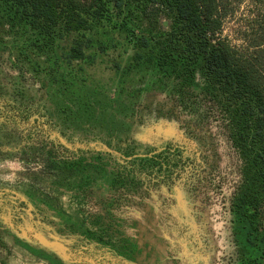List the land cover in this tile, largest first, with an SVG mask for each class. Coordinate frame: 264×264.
I'll use <instances>...</instances> for the list:
<instances>
[{
  "label": "trees",
  "instance_id": "1",
  "mask_svg": "<svg viewBox=\"0 0 264 264\" xmlns=\"http://www.w3.org/2000/svg\"><path fill=\"white\" fill-rule=\"evenodd\" d=\"M255 6L257 13L243 38L245 48L238 50L220 36L230 0H0V59L6 55L18 73L12 96L23 108L19 117L28 119L24 108L32 98L25 100L20 92L25 87L17 79L28 75L38 85L40 101L48 102L68 129L84 130L87 124L86 130L101 133L132 110V101L142 92L162 93L199 122L218 123L240 162L228 207L232 264H264V0H255ZM93 33H117L132 50L123 66L113 65L118 78L113 88L112 79L111 84H94L85 75L84 67H94L107 50ZM134 72L144 74L135 85H126ZM4 90L0 97L7 96ZM95 123L108 125L91 126ZM110 126L107 131L116 133ZM50 159L58 177L77 179L84 192L93 182L92 167L110 183L108 190L123 186L125 169L98 157ZM143 163L142 158L131 160V169ZM76 231L99 246L110 245L106 227L102 233L90 228L69 232ZM122 244L130 260L141 263L144 241L139 237ZM119 248L118 253L123 251ZM39 258L62 264L59 258Z\"/></svg>",
  "mask_w": 264,
  "mask_h": 264
},
{
  "label": "rangeland",
  "instance_id": "2",
  "mask_svg": "<svg viewBox=\"0 0 264 264\" xmlns=\"http://www.w3.org/2000/svg\"><path fill=\"white\" fill-rule=\"evenodd\" d=\"M230 7V13L222 21L220 36L234 48L244 50V34L251 24V18L257 13L255 0H230ZM161 22L164 27L167 26L165 19H162ZM92 36L94 40L104 42L107 50L105 53L99 54L94 67H84L85 75L88 79L94 80V84H111L108 82L112 79L111 87L113 88L118 78L115 76L112 67L115 63L123 66L132 54V50L123 40V37L117 33H113L108 37L99 33H93ZM91 50L99 53L95 48ZM143 74L144 72L132 73L126 79V85H135L138 82L137 79ZM12 76H16V73L10 66L6 55H3L0 59V81L4 83L11 82L8 80ZM17 82H21V87H25L24 89L32 94L33 90L37 87L28 75H25V79H17ZM152 100L149 108L153 111L156 110L157 115L153 113L145 115L147 122L145 121L144 125L141 126L139 132L136 134V139L144 144L161 145L167 137L155 132V127H165L168 123L175 130V128L180 129L182 126L184 127V124L178 118L179 115L177 113L171 112L168 106L160 102L161 99L156 98ZM1 110L0 218L2 222L0 224L10 229L13 233L16 232L17 228L21 229L23 234L26 233V236L30 233L29 230H32L39 239H43L42 242H45L48 249L61 254V256L67 250L65 261L69 264H121L119 260H121L122 256H125L129 260L131 258L129 249L123 248L125 246L122 244V240L120 241L118 238L112 236L114 235L113 233L110 235L107 232L110 237V245L102 247L97 242L80 234L81 232L76 231L73 234L69 232L78 228H90L93 231L102 233L101 230H103V227L105 228L103 223L107 225L106 227L110 231L115 232V228L113 227L115 218L112 222H107L108 220L106 219V201L109 197L103 194L73 196L78 184L77 179L67 181L61 176L58 177L54 174L55 172L51 173L49 171V168L52 169L51 157L60 160L65 156L69 157L72 155L76 152L77 148H81L76 137L70 142L66 141L68 148L65 150L62 146L65 139L59 137L61 135L57 128L48 125L45 116L36 115L29 118L28 121L17 123L12 120L11 116H5ZM206 130V133L187 135V137L191 138L193 142L192 146L194 145L198 152H202L201 155L205 154L202 157L203 159H207L209 154L212 159V165H216L215 170L225 172L227 175V186L222 198L219 196L218 201H212L213 195L208 197L209 195L204 194L205 200L209 202L206 205V211L203 208L202 212L210 219L211 223L210 226L207 225L206 227L210 237V246L213 249L211 252V264H232L235 249L231 244L229 236L230 214L228 213V207L231 194L239 181L238 166L240 162L236 153L229 147L228 142L223 137L218 123L212 124V128ZM215 134L220 137H217ZM205 137L209 140V153L204 147V143H206ZM145 146H141L140 149H144ZM49 149L53 150L50 154ZM213 158H216V161ZM204 162L206 166L210 162L209 158ZM203 170L196 163L193 168L183 171L175 181L179 183L181 189L187 192L193 188H198L200 193L203 189L205 190L204 192H208L204 187ZM143 179L144 189L141 188L139 193L145 194L148 191L161 195L164 190H167V195L170 198L169 202L166 205L162 203L163 205L161 206H164V208L171 212L174 211L176 200L172 197V188L176 186V183H173L172 180H166L168 183L161 182L152 175L144 176ZM153 187L156 189L155 191L151 189ZM146 202L148 201H144L145 207L148 206ZM39 203L47 206V210H38L40 209L37 206ZM57 216L64 218L66 222L69 221L75 226L66 225V222L65 224H60L64 225V227L59 224L55 226L54 221L52 222L51 219ZM91 222L96 225H92ZM13 223H15V226ZM14 227L15 229H13ZM34 228H36V231L33 230ZM119 229L123 228L120 226ZM43 231L46 233H50V231L56 232L57 235L53 233L51 236L57 237L59 243L53 239L49 241L43 235ZM105 236L103 240L108 239ZM1 237L3 246H0V264H49L48 261L27 253L24 245L19 240H15L13 236L4 234ZM28 237L32 238L30 235ZM116 246L121 247L119 250L123 248V251L118 253ZM136 252L139 253L137 250ZM125 253H128L129 257H126ZM144 253L146 256V249ZM146 257L147 259L143 257L138 258L140 261L143 260L141 264H153L151 263L152 258Z\"/></svg>",
  "mask_w": 264,
  "mask_h": 264
},
{
  "label": "flooded vegetation",
  "instance_id": "3",
  "mask_svg": "<svg viewBox=\"0 0 264 264\" xmlns=\"http://www.w3.org/2000/svg\"><path fill=\"white\" fill-rule=\"evenodd\" d=\"M15 73L16 76H18L16 71ZM16 76H12V78L8 80L11 82L4 83L0 81L1 92L3 93L5 91L4 89H6L8 93L7 96L0 97V109H2L1 111L3 114L5 116H11V118H13L12 120L17 123L28 121L29 118L36 115L45 116L48 125L57 128L62 136L59 137L65 139L62 145L65 150L68 148L66 145L67 142H70L75 137L81 145V148H77L76 152L69 157L65 156L60 160L54 157L51 158L63 162L65 160L79 158L82 155H91L94 158L98 157L99 160L103 163L106 162L109 166H118L125 169L122 179L123 186L121 187H114V189L108 190L107 188H109L110 183H108L107 180L103 181L97 167L91 168L93 182L88 186L85 192L76 185L77 197L80 195L88 196L90 194H93V196L94 194H103L109 197L106 201V219L108 220L107 222H112L115 218V223L113 224L115 232L110 231L104 223L103 225L107 228L109 233L114 234L112 236L126 242L135 241L140 237L144 241L142 249H146V256H148L149 259L152 258L151 263L153 264H211V252L213 249L210 246V237L206 230L207 225L210 226L211 223L209 221L210 219L202 212L203 208L206 211V205L209 202L205 200L204 194L206 193L209 195L208 197L213 195L212 201H218L219 196L222 198L227 186V175L225 172L215 170L216 165H212V159L209 154L207 159H203L202 157H204L205 154L201 155L202 152H198L194 145L192 146L193 142L187 135L206 133V129L212 128V124L215 125L214 122H199L192 115L182 112L174 101L170 100L162 93L142 92L140 94L138 93L137 98L132 101L134 108L125 114L119 115L121 119L118 117L116 122H114L115 124L112 123V126H110L111 124L108 125L105 123L91 124V126L96 125V127L108 125L107 128H103L101 133L86 130V126H89L87 124H85V129L83 128L85 131L81 129H68V127L62 124L54 115L56 110L50 107L48 102L45 104L43 101H40L39 93L35 92L38 85L36 89L33 90V94L29 91L19 90L22 95L26 97V101L32 98V101H28V105L24 108V112L29 114V117L27 120H22L19 114L23 111V108L15 104L20 101L13 99L14 97L12 96V91L16 87ZM19 93L18 95H20ZM122 95H125V93H122ZM156 98L161 99L160 102L168 106L171 112H175L179 115L178 118L183 122L184 127L182 126L180 129L175 128L174 130L173 126L168 123L165 127H155V132L161 133L162 136L167 137L164 143L161 145L144 144L136 139V134L146 121L145 115L149 113L157 115L156 110L153 111L149 108L150 103L153 101L152 99L155 100ZM124 101L125 104L129 102L127 99H124ZM9 103L15 104L16 106L11 107ZM109 126L110 128L114 127L116 133L110 134V132L107 131ZM216 136L220 137L219 135ZM205 141L208 144L204 143V147L209 153L208 147H210V144L206 137ZM143 145L146 146L141 150L140 147ZM52 151L53 150L49 149V154L52 153ZM141 158L145 160V163L140 165L138 170L135 168V165L134 169H131V160L137 162V160ZM208 158L210 162L205 166L204 161L208 160ZM213 160L216 161V158H213ZM196 163L204 169V187L208 192H204L205 190L203 189L200 193L198 188H193L187 192L181 189L179 183L175 181L177 180L176 178L180 177L183 171L193 168ZM49 171H51V173L55 172L54 174L57 175L54 169L49 168ZM150 175L159 179L161 182L168 183L166 180H172L173 183H176L177 188L176 186L172 188V197L176 200L174 211L171 212L164 208V206H161L169 202L170 198L167 195V190H164L165 193L163 192L161 195L148 192L146 188L145 194L139 193L141 188L144 189V176ZM120 183L121 181H118V184ZM151 189L153 191L156 190L154 187ZM144 201H148L146 202L148 206H144ZM37 206L40 207L38 210L41 211H45L48 208L47 206H43L42 203H39ZM53 213L55 214L54 211ZM51 221H54L53 223L55 226L56 224H65L66 222L64 218L57 217H54ZM51 221L49 222L51 223ZM0 222H2L1 218ZM13 225L15 226V223H13ZM120 226L123 229H119ZM195 227L199 228L197 229ZM13 229H15V227ZM33 230L36 231V228ZM44 233L43 235L49 241H52L50 236L54 231ZM4 234L13 236L15 240H19L26 248L27 253L36 258L41 256L50 261L51 259L59 258L53 250L40 247L39 243L35 242L34 239H31V242H27L22 236L23 232L21 229L17 228L16 232L13 233L10 229L0 224L1 241H3L1 236ZM54 234L57 235L56 232ZM29 235H31V232L28 233V236ZM146 256L145 253L142 254L144 259H147ZM122 258L119 260L121 264H141L138 260L132 261L130 258L127 260L123 256ZM142 261L143 260H141V262ZM60 262L62 264H69L62 259H60Z\"/></svg>",
  "mask_w": 264,
  "mask_h": 264
},
{
  "label": "water",
  "instance_id": "4",
  "mask_svg": "<svg viewBox=\"0 0 264 264\" xmlns=\"http://www.w3.org/2000/svg\"><path fill=\"white\" fill-rule=\"evenodd\" d=\"M29 232H31V235H30V236H31L32 238H30V237L26 236L25 234H23V237L25 238V240H26L27 242H31V241H32L31 239H34L35 242L39 243L40 247H45V248H47V247H46L47 245H45V242H44V241L42 242L43 239H42V240L39 239V238L34 234V232H32V230H29ZM50 238L53 239L54 241H57V242L59 241L58 238L55 237V236H54V237H53V236H50ZM58 243H59V242H58ZM66 252H67V250L64 251L63 256H61V254H58V253H56V252H55V253L57 254V256H58L60 259H62V260L65 261V258H66V256H67V253H66ZM62 257H64V258H62Z\"/></svg>",
  "mask_w": 264,
  "mask_h": 264
}]
</instances>
